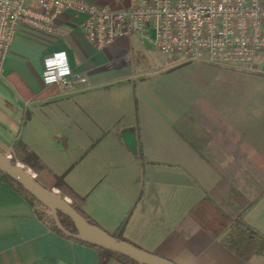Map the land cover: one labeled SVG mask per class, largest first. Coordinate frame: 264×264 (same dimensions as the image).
Listing matches in <instances>:
<instances>
[{
    "label": "crops",
    "instance_id": "crops-1",
    "mask_svg": "<svg viewBox=\"0 0 264 264\" xmlns=\"http://www.w3.org/2000/svg\"><path fill=\"white\" fill-rule=\"evenodd\" d=\"M55 31L21 27L9 45L0 70V150L27 145L85 197L98 227L111 233L123 223L122 236L139 248L176 264H260V255L244 261L184 219L224 171L220 203L264 233V51L235 66L177 54L157 61L138 34L96 49L73 11ZM57 51L71 68L67 86L42 82V60ZM127 127L135 153L122 138ZM47 215L0 177V264H98L94 246L54 230Z\"/></svg>",
    "mask_w": 264,
    "mask_h": 264
},
{
    "label": "built area",
    "instance_id": "built-area-1",
    "mask_svg": "<svg viewBox=\"0 0 264 264\" xmlns=\"http://www.w3.org/2000/svg\"><path fill=\"white\" fill-rule=\"evenodd\" d=\"M67 11L81 16L96 49L108 47L118 37L138 34L150 48L180 55L184 61L245 65L264 51V0H131L120 8L90 0H0V70L21 27L56 32ZM42 64L44 85L70 83L65 51L45 56ZM3 153L11 160V148ZM38 208L50 214L47 208Z\"/></svg>",
    "mask_w": 264,
    "mask_h": 264
},
{
    "label": "trees",
    "instance_id": "trees-1",
    "mask_svg": "<svg viewBox=\"0 0 264 264\" xmlns=\"http://www.w3.org/2000/svg\"><path fill=\"white\" fill-rule=\"evenodd\" d=\"M11 161H18L19 163L28 166L35 172L36 175L34 178L41 185L48 189H58L63 195H66L69 198V204L74 210L82 215L89 223L97 225L96 222L88 216L83 208L85 204V197L73 192L65 183L63 175H58L50 171L42 160L27 147V145L22 144L20 141H16L12 145ZM220 174L221 179L219 183L209 193L202 196L188 209L184 221L189 223L192 228L195 227L205 230L211 237L218 239L224 246L239 256L242 260L248 261L252 256L260 255L263 258V261L260 264H264V233L258 228L247 223L240 212L232 210L233 207L230 208L228 206L230 208L229 209L227 206L220 203V199L222 198L220 191L225 189V184L229 178L228 174L224 173V171H220ZM0 177L7 180L16 189V191L26 197L34 206L40 205L44 207L18 182L10 178L8 175L0 171ZM36 213L40 218H43V214L38 210ZM58 218L66 230L71 233L76 232L72 221L68 217L62 213H58ZM45 221L54 230L59 232L50 214L47 215ZM122 227L123 223L120 224L114 232H106L117 239L126 240L122 236ZM78 242L86 244V242ZM94 247L98 251V264H105L110 257L122 260L127 264H137L133 260L118 253L101 247Z\"/></svg>",
    "mask_w": 264,
    "mask_h": 264
},
{
    "label": "water",
    "instance_id": "water-1",
    "mask_svg": "<svg viewBox=\"0 0 264 264\" xmlns=\"http://www.w3.org/2000/svg\"><path fill=\"white\" fill-rule=\"evenodd\" d=\"M143 41L145 45L150 46V43L146 39ZM133 130V127L125 128L122 131V138L127 147L135 153L136 141ZM0 171L18 182L41 205L47 208L50 211L51 218L56 228L63 234L78 241L86 242L96 247H101L123 255L137 264H176L167 258L139 248L126 240L117 239L97 225L89 223L82 215L72 208L66 197L61 196L54 189H48L41 185L34 178L28 167L19 162H12L1 150ZM58 213H62L72 221L76 230L75 233L69 232L62 226L58 218Z\"/></svg>",
    "mask_w": 264,
    "mask_h": 264
},
{
    "label": "rangeland",
    "instance_id": "rangeland-1",
    "mask_svg": "<svg viewBox=\"0 0 264 264\" xmlns=\"http://www.w3.org/2000/svg\"><path fill=\"white\" fill-rule=\"evenodd\" d=\"M149 55L151 59H155L157 61L161 60L163 57L171 55V54H162L159 51H157L155 48L149 49Z\"/></svg>",
    "mask_w": 264,
    "mask_h": 264
}]
</instances>
